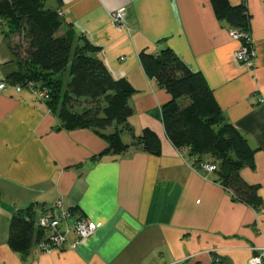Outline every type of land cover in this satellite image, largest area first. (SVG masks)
I'll use <instances>...</instances> for the list:
<instances>
[{
	"label": "crops",
	"instance_id": "0c3cea01",
	"mask_svg": "<svg viewBox=\"0 0 264 264\" xmlns=\"http://www.w3.org/2000/svg\"><path fill=\"white\" fill-rule=\"evenodd\" d=\"M230 1H244L250 14L251 68L236 60L240 43L210 0H61L62 17L99 47L115 79L133 87L129 123L136 135L154 131L161 153L94 159L106 148L103 139L89 129L57 128L43 100L7 85L0 91V264H215L213 256L248 264L264 246V0ZM121 7L124 25L117 27L110 14ZM164 48L203 74L224 118L255 149L254 168L240 174L258 187L257 208L235 200L215 172L190 165L189 150L169 141L161 107L170 95L139 60L141 51ZM11 59L0 32V82L15 68ZM32 204L38 215L59 218L61 228L80 217L99 226L75 247L70 232L49 252L39 249L41 233L24 257L8 246L9 226Z\"/></svg>",
	"mask_w": 264,
	"mask_h": 264
},
{
	"label": "trees",
	"instance_id": "16d2710c",
	"mask_svg": "<svg viewBox=\"0 0 264 264\" xmlns=\"http://www.w3.org/2000/svg\"><path fill=\"white\" fill-rule=\"evenodd\" d=\"M55 3L51 7L47 0H0V32L15 65L3 83L15 87L31 82L34 89L46 90L48 98L43 101L57 118V128L89 129L105 141L106 148L94 159L106 154L123 157L135 150L159 155L158 135L149 128L136 135L129 123L133 87L111 75L99 47L62 17L61 0ZM210 3L216 18L229 29L249 32L244 1ZM139 60L146 75L170 95L161 107V120L172 145L187 148L197 164L211 161L216 181L235 200L257 208L258 187L240 174L243 167L254 168L255 149L224 118L203 74L189 70L169 48L157 54L141 51ZM37 216L32 204L11 217L8 246L21 256H27L41 236Z\"/></svg>",
	"mask_w": 264,
	"mask_h": 264
},
{
	"label": "built area",
	"instance_id": "2783aa9c",
	"mask_svg": "<svg viewBox=\"0 0 264 264\" xmlns=\"http://www.w3.org/2000/svg\"><path fill=\"white\" fill-rule=\"evenodd\" d=\"M111 21L117 27H122L124 19V8L121 7L110 14ZM233 39L239 41L240 46L235 52V58L237 61L243 63L247 67H253L255 58V49L253 46L250 32L240 31L238 29H229ZM6 85L0 82V90L5 89ZM22 88H26L31 91L38 99L45 100L48 98V92L46 90H36L33 88V83H28L27 86H15L16 91H20ZM195 158L192 157V163L190 165H196V169H200L205 172H214L215 165L211 161H202L195 163ZM195 167V166H194ZM59 204V202L57 203ZM70 216L69 211L63 216L66 219ZM60 219L49 213L40 214L36 218V226L42 231V238L40 239L38 246L43 252H49L53 249L60 247L66 242L67 236L70 232L75 234L76 239L72 243L71 247H75L83 239L90 237L98 228L99 224L94 221L80 217L71 227L65 225L60 227ZM215 264L219 263V258H212ZM184 260L180 261L183 262ZM248 264H264V246L253 249L252 256L249 259Z\"/></svg>",
	"mask_w": 264,
	"mask_h": 264
},
{
	"label": "rangeland",
	"instance_id": "374dc122",
	"mask_svg": "<svg viewBox=\"0 0 264 264\" xmlns=\"http://www.w3.org/2000/svg\"><path fill=\"white\" fill-rule=\"evenodd\" d=\"M47 5H48V4H47ZM3 90H4V89H3ZM0 91H1V90H0ZM108 130L111 131L110 129H108ZM126 137H127V134H125V135L123 136V140L126 141V142H128L129 139H127ZM127 140H128V141H127Z\"/></svg>",
	"mask_w": 264,
	"mask_h": 264
}]
</instances>
